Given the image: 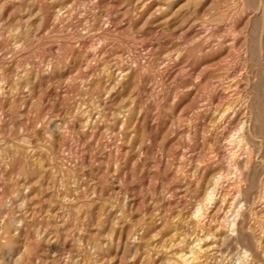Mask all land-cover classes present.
Segmentation results:
<instances>
[{"label": "rangeland", "instance_id": "1", "mask_svg": "<svg viewBox=\"0 0 264 264\" xmlns=\"http://www.w3.org/2000/svg\"><path fill=\"white\" fill-rule=\"evenodd\" d=\"M262 1L0 0V264H264V193L246 258L197 184L264 175L229 138L264 93Z\"/></svg>", "mask_w": 264, "mask_h": 264}, {"label": "bare ground", "instance_id": "2", "mask_svg": "<svg viewBox=\"0 0 264 264\" xmlns=\"http://www.w3.org/2000/svg\"><path fill=\"white\" fill-rule=\"evenodd\" d=\"M263 2V8H264V1H262ZM59 11V10H58ZM264 33V32H263ZM247 39V38H246ZM259 40V39H258ZM262 41H263V39H261ZM260 40V41H261ZM246 42V41H245ZM259 42V41H258ZM264 42V41H263ZM262 42V43H263ZM247 44V43H246ZM249 44V43H248ZM261 45V44H260ZM263 45H264V43H263ZM262 47V46H261ZM249 49H250V47H249ZM248 49V50H249ZM257 49V48H256ZM247 50V51H248ZM251 50V49H250ZM249 50V51H250ZM258 50H260V49H258ZM252 53H254L253 51H251ZM252 53L251 54H249L250 55V61L251 60H253V58H252ZM252 58V59H251ZM264 68V67H263ZM262 69V68H261ZM263 70V69H262ZM264 72V71H263ZM250 77V76H249ZM258 80V79H257ZM255 81H256V79H255ZM259 81V80H258ZM249 82H250V80H249ZM248 82V83H249ZM257 82V81H256ZM247 83V84H248ZM253 83V82H252ZM260 83V82H259ZM245 84V83H244ZM254 84V83H253ZM261 84V83H260ZM264 84V83H263ZM263 84H262V88L261 89H263ZM255 85V84H254ZM256 85H258V87L260 86L258 83H256ZM231 86V85H230ZM252 88V87H251ZM254 88H256V87H254ZM260 89V90H261ZM247 90H248V88H247ZM252 90H254V89H252ZM259 90V89H258ZM259 90V91H260ZM264 90V89H263ZM263 90H261V91H263ZM250 91V90H249ZM257 91V90H256ZM253 92V91H252ZM253 93H256V95L255 96H253V98L252 99H250V100H248V99H246L245 98V95H244V98H245V100H247V107H248V117L245 119V121H243L242 123H241V125L238 127V129L236 130V132L234 131V133H232V135L229 137V138H231V141L233 142V141H236L237 142V144L239 143H242V142H245V144H247L246 146H248V144H250V145H252V146H254L255 147V145L257 144H255V143H253V142H251V141H249V135H251V134H257V136H258V138L260 137L261 138V140H263V142H264V93H262L261 95L260 94H258V93H260V92H253ZM249 95H251L250 93H249ZM244 100V99H243ZM229 102V101H228ZM243 103H245V102H243ZM239 105V104H238ZM244 105V104H243ZM244 107V106H243ZM254 107V111H253V113H252V108ZM245 109V108H244ZM224 110H225V108H224ZM247 110V109H246ZM245 112V111H244ZM224 114V113H223ZM244 114V113H243ZM244 116V115H243ZM223 119V118H222ZM227 120V119H226ZM216 121V120H215ZM225 121V120H224ZM210 125V124H209ZM239 125V124H238ZM208 134V133H207ZM219 134V133H218ZM254 136V135H253ZM250 138H251V136H250ZM256 138V137H255ZM248 140V142L249 143H246V141ZM253 141H254V139H252ZM257 140H259L260 141V139H257ZM230 141V142H231ZM256 142V141H255ZM258 142V141H257ZM238 144V145H239ZM209 145V144H208ZM244 145V143L242 144V146ZM259 145H262V142H261V144L259 143ZM259 145H257L258 147H260ZM264 145V144H263ZM233 146V145H232ZM241 146V145H240ZM242 146H241V148H242ZM246 146L244 145V147L246 148ZM243 147V148H244ZM250 147V146H249ZM248 147V148H249ZM262 147V146H261ZM16 148V147H15ZM264 148V147H263ZM20 149H22V148H20ZM215 149V148H214ZM213 149V150H214ZM250 150H251V148H250ZM258 150H260V149H258ZM246 151V150H245ZM253 151H254V149H253ZM256 151V150H255ZM254 151V152H255ZM252 152V151H251ZM253 152V153H254ZM258 152V151H257ZM260 152H261V150H260ZM209 153V152H208ZM262 153H263V151H262ZM211 154V153H210ZM251 154V153H250ZM257 155H258V153H257ZM261 155V154H260ZM259 155V156H260ZM204 157V156H203ZM233 157V156H232ZM252 157V156H251ZM264 157V156H263ZM229 158V157H228ZM247 158V157H246ZM232 159V158H231ZM237 159V158H236ZM248 159H249V155H248ZM264 159V158H263ZM230 160V159H229ZM208 161H210V160H208ZM226 161V160H225ZM233 161V163H232V167L234 166V171L235 172H237V177H238V179H237V181L234 179V181H232L230 184H227V185H225V187L226 188H223L222 187V184H224L223 182H225V181H228L231 177H229V178H227V176L229 175V174H231V172H228V170H227V174H224L225 172L224 171H222L223 172V174H224V176L221 174V173H215V171L216 170H219L220 172H221V170H222V168H221V170H220V167H219V165H217V164H215V165H217V166H214V167H211V166H209V165H207V166H204L203 168H201L202 170V173H200L199 174V177L197 178L198 180V182H197V184H199L198 186H200V188H201V190H202V192H203V196L201 197V198H199L198 199V201L201 203L202 202V204H204V207H205V204L206 205H209V207L210 208H212V205H213V207H215V204L217 203H219V206H217V211L216 212H222L223 211V209L226 207L227 208V210L225 211L224 210V218L226 219L227 217H229L230 215H232L233 216V219L235 218V217H237V222L236 223H233L232 222V225L234 226V227H236L235 226V224H237V228L235 229L236 231H237V233H236V238L234 239V240H232V241H240L241 242V249L242 250H240L241 251V253H242V255H243V257H248V256H252V257H254V258H256L257 257V255H259L258 253H257V248H254V244L256 243V240L258 239V237L255 239V237H253L251 234V230H249V233L248 232H246V231H244L243 229H244V225H245V223L246 222H248L247 221V219L249 220V214H247L245 211L246 210H244V209H242V206H244V204H249L250 203V200H252L251 202H253L254 201V199L255 200H257L256 198L257 197H260L261 196V194H262V192L264 193V175H262V173L260 174H257V171H251V165L249 164L250 162L248 161V160H246V161H244L243 160V162H240V161H238V160H235V159H233L232 160ZM221 162V161H220ZM260 162H262L261 160H260ZM259 162V163H260ZM204 163V162H203ZM208 163H210V162H208ZM213 163V162H212ZM211 163V164H212ZM214 164V163H213ZM212 164V165H213ZM261 164V163H260ZM254 165H256V164H254ZM199 166V165H198ZM262 166H264V164L262 165ZM229 167H231V165L229 166ZM228 167V168H229ZM231 167V168H232ZM195 168H197L196 166H195ZM199 168V167H198ZM261 168V167H260ZM262 169V168H261ZM194 171V170H193ZM193 171H192V174L194 175V173H193ZM226 171V170H225ZM218 172V171H217ZM233 172V171H232ZM259 172V171H258ZM261 172V171H260ZM262 172H263V170H262ZM196 174V173H195ZM197 175V174H196ZM209 176V177H207V179H205V176ZM235 178H236V175L234 176ZM196 188H198V187H196ZM228 190L227 191V193L226 192H224V193H222L223 192V190ZM230 193H231V195H230ZM228 194V195H227ZM217 195H218V197H217ZM263 196V195H262ZM261 196V197H262ZM197 198V197H196ZM228 200L230 201V202H228ZM204 202V203H203ZM255 202H257V201H255ZM254 203V202H253ZM252 204V203H251ZM263 204V203H262ZM200 205V204H199ZM253 206V205H252ZM199 207V206H198ZM249 207H251L250 205H249ZM246 208V207H245ZM248 208V207H247ZM262 208V207H261ZM197 209V208H196ZM250 209V208H249ZM209 210V209H208ZM260 211V210H259ZM194 212V211H193ZM197 212H198V209H197ZM207 212V211H206ZM198 213H200V212H198ZM197 213V214H198ZM229 214V215H228ZM254 214V213H253ZM195 215V214H194ZM198 216V215H197ZM197 216L195 217V218H197ZM215 217V216H214ZM194 218V217H193ZM199 218V217H198ZM196 220H197V222H196ZM196 220H193V221H195L196 223H198V221H199V219H196ZM213 220V219H212ZM227 220V219H226ZM235 220V219H234ZM258 221V220H257ZM201 222V221H200ZM215 222V221H214ZM193 223V222H192ZM223 223V222H222ZM223 225V224H222ZM232 225H230V226H232ZM249 225V224H248ZM230 226H229V228H230ZM250 226V225H249ZM248 226V227H249ZM174 228V227H173ZM207 229V228H206ZM232 231V230H231ZM209 232V231H208ZM232 233H233V231H232ZM204 234H206V233H204ZM262 234V233H261ZM209 235V234H208ZM222 235V234H221ZM226 235H228V233L226 234ZM230 235V234H229ZM203 236H205V235H203ZM209 236H212V235H209ZM215 237V236H214ZM213 237V238H214ZM198 238V237H197ZM231 238V237H230ZM229 238V239H230ZM204 239V238H203ZM203 239H202V241H203ZM199 240V238L196 240L198 243L201 241H198ZM206 240V239H205ZM223 240H225V239H223ZM259 240V239H258ZM258 240H257V243H258ZM231 241V242H232ZM189 243V242H188ZM197 243V244H198ZM203 243V242H202ZM187 244V243H186ZM195 244V243H194ZM196 244V245H197ZM227 244V243H226ZM229 244V243H228ZM230 245V244H229ZM234 245H237V243H235ZM256 246H257V244H255ZM194 246V245H193ZM237 247H239V246H237ZM192 248V250L193 249H195V248H193V247H191ZM240 249V248H239ZM198 250L200 251V249L198 248ZM264 251V250H263ZM193 252H195L194 250H193ZM262 252V251H261ZM190 253V252H189ZM192 253V252H191ZM201 253V252H200ZM260 253V252H259ZM176 254V253H175ZM194 254V253H193ZM197 254V253H196ZM181 255H183V254H181ZM185 255V254H184ZM224 255V254H223ZM222 255V256H223ZM236 255V254H235ZM188 256V255H187ZM187 256H184V258H186ZM193 256V257H192ZM261 256V255H260ZM180 257V256H179ZM182 257V256H181ZM190 258V262H191V258H192V260H194L195 258H196V256H195V254L194 255H191V256H189ZM249 258V257H248ZM180 259V258H179ZM199 259V258H198ZM185 260V259H184ZM189 261V260H188Z\"/></svg>", "mask_w": 264, "mask_h": 264}]
</instances>
